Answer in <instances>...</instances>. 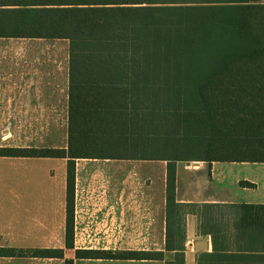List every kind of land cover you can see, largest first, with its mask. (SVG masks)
I'll list each match as a JSON object with an SVG mask.
<instances>
[{
    "label": "trees",
    "instance_id": "16d2710c",
    "mask_svg": "<svg viewBox=\"0 0 264 264\" xmlns=\"http://www.w3.org/2000/svg\"><path fill=\"white\" fill-rule=\"evenodd\" d=\"M0 38L69 41L67 148H0V157L68 160L67 248L76 159L167 163L172 259L80 250L77 259L185 264L177 164H264V0H0ZM231 208L238 220L196 264H264V205ZM2 256L64 259V251L0 249Z\"/></svg>",
    "mask_w": 264,
    "mask_h": 264
},
{
    "label": "crops",
    "instance_id": "0c3cea01",
    "mask_svg": "<svg viewBox=\"0 0 264 264\" xmlns=\"http://www.w3.org/2000/svg\"><path fill=\"white\" fill-rule=\"evenodd\" d=\"M70 103V45L61 39L0 38V148L66 149ZM73 249L66 247L67 166L65 158L0 157V249L63 250L64 259L2 256L0 264H165L153 260L77 259L76 251L167 252V163L124 159L75 160ZM177 203L193 204L195 188L179 177ZM187 165V163H184ZM219 187L199 190L198 210L182 211L185 264H196L197 241L231 230L239 215L233 205H264L242 201L227 186L222 166L254 163L200 162ZM187 171V170H185ZM183 182L186 186L183 187ZM199 182H204L200 180ZM194 180L191 181L193 185ZM239 186L244 191L253 188ZM214 185V184H213ZM183 187V188H181ZM181 190L186 197L181 198ZM203 193V194H202ZM224 198L220 199L218 196ZM232 233V232H231Z\"/></svg>",
    "mask_w": 264,
    "mask_h": 264
},
{
    "label": "rangeland",
    "instance_id": "374dc122",
    "mask_svg": "<svg viewBox=\"0 0 264 264\" xmlns=\"http://www.w3.org/2000/svg\"><path fill=\"white\" fill-rule=\"evenodd\" d=\"M197 167L193 166V163H190V165L181 164L179 166V177L182 181H188L190 180L188 186L195 188L190 194L191 200L193 199V204H186L183 207L180 208V212L187 211L191 212L194 210H198V200H200L201 196L199 193V190L202 189V184L206 185V188L212 186L219 187V183H217L215 180H212L210 173H208V166L206 164L203 165V168L201 172H192V171H198ZM223 173L226 177V184L229 187V189L232 191L233 195H237L242 201H259L262 198L263 195V184H264V164L254 163V164H247V165H241V164H235L233 166H222ZM187 170V171H185ZM194 180L193 185L191 184V181ZM204 180V182L199 181ZM253 181L255 184V188L253 191L252 189L249 191H244L241 189L242 187L239 186L240 182H250ZM214 184V185H213ZM183 187H185L187 184L186 182H183ZM209 186V187H208ZM181 187V188H183ZM205 187V186H204ZM186 191L181 190V193H179V196L181 198L186 197L185 195ZM203 194V193H202ZM218 198L222 199L224 198L218 196Z\"/></svg>",
    "mask_w": 264,
    "mask_h": 264
},
{
    "label": "water",
    "instance_id": "95a60500",
    "mask_svg": "<svg viewBox=\"0 0 264 264\" xmlns=\"http://www.w3.org/2000/svg\"><path fill=\"white\" fill-rule=\"evenodd\" d=\"M187 165H190V163H187ZM200 165V162H194L193 166L198 167ZM194 250L199 252H206L208 250V243L206 241H197L194 244Z\"/></svg>",
    "mask_w": 264,
    "mask_h": 264
}]
</instances>
